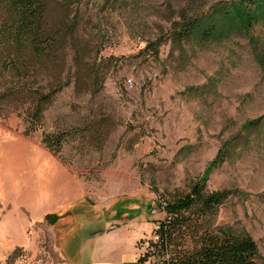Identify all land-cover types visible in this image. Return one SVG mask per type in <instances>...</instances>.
Wrapping results in <instances>:
<instances>
[{"label": "rangeland", "instance_id": "rangeland-1", "mask_svg": "<svg viewBox=\"0 0 264 264\" xmlns=\"http://www.w3.org/2000/svg\"><path fill=\"white\" fill-rule=\"evenodd\" d=\"M32 7L0 0V264H80L95 233L83 264H160L163 207L195 188L185 246L246 235L264 264V0Z\"/></svg>", "mask_w": 264, "mask_h": 264}, {"label": "trees", "instance_id": "trees-1", "mask_svg": "<svg viewBox=\"0 0 264 264\" xmlns=\"http://www.w3.org/2000/svg\"><path fill=\"white\" fill-rule=\"evenodd\" d=\"M37 0H10V6L15 12L20 23L25 24L27 20L34 17L36 11L33 4ZM30 5V6H29ZM37 5V4H36ZM29 6V7H28ZM24 10V11H23ZM37 47V46H36ZM35 111L37 117L41 118L44 104L52 96L38 95ZM61 135L53 137L55 146H59L62 141ZM46 142L50 145V137ZM197 189L193 190L191 195L178 199L172 203H167L163 207L166 218L159 222L153 235L157 237L154 246L162 253L160 264H262L258 261V249L255 242L246 235H233L226 232H220L216 235L204 234L194 241L192 247H186L185 237L196 236L197 230L188 223L185 213H187L195 201ZM212 198L206 200L209 205L216 202ZM155 207H161L154 204ZM180 239L177 241V239ZM195 240V239H193ZM181 242V243H180ZM147 256L139 258L138 262L145 261ZM4 264H16L15 257H11Z\"/></svg>", "mask_w": 264, "mask_h": 264}, {"label": "crops", "instance_id": "crops-1", "mask_svg": "<svg viewBox=\"0 0 264 264\" xmlns=\"http://www.w3.org/2000/svg\"><path fill=\"white\" fill-rule=\"evenodd\" d=\"M82 226H84V225H82ZM99 235H101V233L100 234H96V233L95 234H91V235H88V236H85V237L82 238L80 246H79V256H80V258H78V259H80V261H78V262H80V264L84 263L83 262L84 259H83V257H81V255L83 254V250L84 249H88L89 251L91 250V252H92V250L94 248V245H95L94 239L97 236H99ZM58 254L61 255V260H59V262L57 264H72L71 260L69 258V255L65 254L63 252V250H61V247L58 249ZM118 262L120 264H136V262H135V253L132 256H129V257L123 255L122 259L121 260L119 259ZM96 264H105V263L101 262V261H98Z\"/></svg>", "mask_w": 264, "mask_h": 264}, {"label": "built area", "instance_id": "built-area-1", "mask_svg": "<svg viewBox=\"0 0 264 264\" xmlns=\"http://www.w3.org/2000/svg\"><path fill=\"white\" fill-rule=\"evenodd\" d=\"M128 85L131 86V81H128ZM156 238H157V237H156ZM143 257H144V255L141 256L140 258H143ZM138 260H139V259H138ZM138 264H149V263L147 262V259H146L145 261L138 262Z\"/></svg>", "mask_w": 264, "mask_h": 264}]
</instances>
